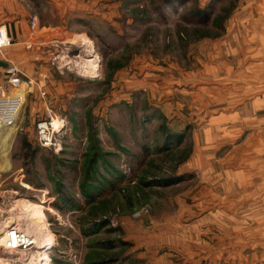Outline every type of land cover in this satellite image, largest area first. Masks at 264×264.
<instances>
[{
  "label": "rangeland",
  "instance_id": "rangeland-1",
  "mask_svg": "<svg viewBox=\"0 0 264 264\" xmlns=\"http://www.w3.org/2000/svg\"><path fill=\"white\" fill-rule=\"evenodd\" d=\"M23 1L52 27L44 44L53 55L47 61L39 49L49 70L39 79L28 71L33 61H23L31 81L24 105L15 128L0 132V238L19 227L38 242L0 248V264H24L36 247L49 256L39 264H264V215L258 227L261 215L214 210L221 202L206 197L207 181L193 169L207 119L196 113L207 95L236 103L239 93L264 91L252 63L263 58L264 3ZM227 30L236 48L226 55L240 62L224 69L216 90L206 80V47ZM49 113L62 125L47 147L36 124ZM232 117L216 139L241 138L237 121L249 120ZM23 198L42 207L19 220Z\"/></svg>",
  "mask_w": 264,
  "mask_h": 264
},
{
  "label": "crops",
  "instance_id": "crops-1",
  "mask_svg": "<svg viewBox=\"0 0 264 264\" xmlns=\"http://www.w3.org/2000/svg\"><path fill=\"white\" fill-rule=\"evenodd\" d=\"M262 3H264V0H256L257 5ZM35 8L37 9V7ZM32 16L39 20L38 26L35 28H32L30 23ZM259 16L262 18L261 15ZM41 20L42 15L35 11L28 1L0 0V26L6 28L13 41L10 46L5 47L0 52V57L3 60L17 64L22 70H27V64L24 65L23 61L27 58L31 59L33 64H29L28 71L31 76L38 79L49 73L48 67L43 66L42 60L46 59L48 61L53 55L51 47L46 48L44 44V42H47L46 38L49 36V30L52 27L48 28L46 25L41 24ZM233 34L232 30H227L221 38L216 41L212 40V45L206 47L207 51L204 58L208 74L206 80L209 82L213 80L211 86L215 89L218 86L223 87L222 85L227 79V75H222L224 69L227 68L232 71L231 69L236 68V62H240V58L235 60L234 57L226 55L230 54V50L235 52L236 47H232L231 43ZM41 47L46 53L44 59L41 51H39ZM257 52L262 54L263 58H260L254 52L257 57L252 59V63L257 66L261 85L264 87V46H261ZM47 65L49 63H46ZM210 70L211 75H209ZM210 76H213L212 79H210ZM5 77L4 68L0 67V83L5 80ZM251 82L252 79H250V84H252ZM227 98L223 93L219 94L217 91L213 93L212 91L210 96L207 95L205 110L202 109L200 115L196 113V118L204 116L207 119L202 125L203 129L205 126V141L200 143L196 141L195 144L193 169L195 168L197 176L201 177L200 180L207 181L205 187L207 188L206 197L212 196L214 201L219 200L215 203L221 202V206H216L214 210L219 211L220 209L221 213L228 215H231V213L261 215L257 222L260 223L258 227H263L264 91L248 97L245 93H239L236 103L235 99ZM197 103L198 99L193 98V104L196 106ZM229 116H233L232 119L238 117L239 119L249 120V122L243 121L241 124L240 121H237L238 128H240L238 129V135H241V138L236 143L235 141H226L224 137V140L222 138L216 139L220 130L222 133L228 131H223L220 128L226 127V124L228 127L232 126L230 122L228 124L222 121L223 118ZM196 128L198 129L197 125ZM196 135H198L197 132ZM209 151H213V153H209ZM215 184L220 186L219 191L213 189ZM209 186L212 187L209 188ZM220 191L221 194H216ZM214 210H211V212H214Z\"/></svg>",
  "mask_w": 264,
  "mask_h": 264
},
{
  "label": "built area",
  "instance_id": "built-area-1",
  "mask_svg": "<svg viewBox=\"0 0 264 264\" xmlns=\"http://www.w3.org/2000/svg\"><path fill=\"white\" fill-rule=\"evenodd\" d=\"M37 25L38 18L34 17L31 26L35 28ZM11 44L12 39L6 28L0 26V52ZM5 75V80L0 83V132L15 128L29 89L26 84L31 83L23 79L22 71L16 65L8 68ZM45 93L46 91L43 90L42 94ZM56 119L57 117L51 113L48 117L38 119L36 134L42 146L49 147L54 144L55 132L59 130L55 124ZM35 244V237L19 227L8 228L0 238V248L10 252L26 251Z\"/></svg>",
  "mask_w": 264,
  "mask_h": 264
},
{
  "label": "bare ground",
  "instance_id": "bare-ground-1",
  "mask_svg": "<svg viewBox=\"0 0 264 264\" xmlns=\"http://www.w3.org/2000/svg\"><path fill=\"white\" fill-rule=\"evenodd\" d=\"M83 59H84L83 61L84 64L94 66V62H95L94 60H91L88 58H83ZM55 124L58 127V129H60L62 122L60 119L57 118L55 121ZM41 207L42 206L40 204H35L34 202H32L31 200H28L27 198L20 199L16 204V209H18L17 211L22 213L23 216H21L19 220L22 218L28 219L30 214H36L38 210L39 211L41 210ZM35 242H36V238H35ZM48 257L49 256L45 251H42L40 250V248L36 247L34 251L32 250L28 255H26V257L23 258V261H24L23 263L24 264H39L45 259H48ZM9 264H12V263L10 262Z\"/></svg>",
  "mask_w": 264,
  "mask_h": 264
},
{
  "label": "water",
  "instance_id": "water-1",
  "mask_svg": "<svg viewBox=\"0 0 264 264\" xmlns=\"http://www.w3.org/2000/svg\"><path fill=\"white\" fill-rule=\"evenodd\" d=\"M13 65H14L13 63H11L9 61H6V60H3L0 57V67H3L4 68V71H6L8 68L12 67ZM15 65L18 66L17 64H15Z\"/></svg>",
  "mask_w": 264,
  "mask_h": 264
},
{
  "label": "trees",
  "instance_id": "trees-1",
  "mask_svg": "<svg viewBox=\"0 0 264 264\" xmlns=\"http://www.w3.org/2000/svg\"><path fill=\"white\" fill-rule=\"evenodd\" d=\"M83 20H85V19H83ZM24 146L26 147V148H28L29 147V143L25 140V143H24ZM184 177H179V178H177L175 181H180V180H182Z\"/></svg>",
  "mask_w": 264,
  "mask_h": 264
}]
</instances>
